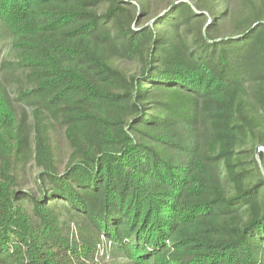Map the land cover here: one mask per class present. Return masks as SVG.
Instances as JSON below:
<instances>
[{
	"label": "trees",
	"instance_id": "16d2710c",
	"mask_svg": "<svg viewBox=\"0 0 264 264\" xmlns=\"http://www.w3.org/2000/svg\"><path fill=\"white\" fill-rule=\"evenodd\" d=\"M0 264H264V0H0Z\"/></svg>",
	"mask_w": 264,
	"mask_h": 264
},
{
	"label": "rangeland",
	"instance_id": "374dc122",
	"mask_svg": "<svg viewBox=\"0 0 264 264\" xmlns=\"http://www.w3.org/2000/svg\"><path fill=\"white\" fill-rule=\"evenodd\" d=\"M258 151H261V149H260V148H258Z\"/></svg>",
	"mask_w": 264,
	"mask_h": 264
},
{
	"label": "water",
	"instance_id": "95a60500",
	"mask_svg": "<svg viewBox=\"0 0 264 264\" xmlns=\"http://www.w3.org/2000/svg\"><path fill=\"white\" fill-rule=\"evenodd\" d=\"M258 152V149L256 150V153Z\"/></svg>",
	"mask_w": 264,
	"mask_h": 264
}]
</instances>
